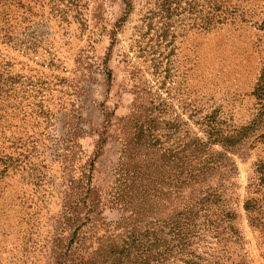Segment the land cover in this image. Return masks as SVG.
<instances>
[{
  "label": "rangeland",
  "instance_id": "rangeland-1",
  "mask_svg": "<svg viewBox=\"0 0 264 264\" xmlns=\"http://www.w3.org/2000/svg\"><path fill=\"white\" fill-rule=\"evenodd\" d=\"M261 163L264 0H0V264H264Z\"/></svg>",
  "mask_w": 264,
  "mask_h": 264
},
{
  "label": "trees",
  "instance_id": "trees-1",
  "mask_svg": "<svg viewBox=\"0 0 264 264\" xmlns=\"http://www.w3.org/2000/svg\"><path fill=\"white\" fill-rule=\"evenodd\" d=\"M141 133L142 132L140 131L138 134L134 135L135 143H138L139 141H142V143H144V141H145L143 138L144 135ZM261 166L264 167V163L259 164L257 166V169H258V167H261ZM261 174L264 175V172L262 171ZM259 185H261V183ZM247 186H248V187H246L247 193L251 194L248 191L250 188V185H247ZM252 187H254V186H252ZM216 201L217 200H215L214 202H210L209 204H211V205L217 204L218 202H216ZM242 207L245 211V217H246V222H247L248 227L253 231L254 230L261 231L262 229H264V224L261 222V219L263 217L264 198H263V200L261 198H258V197L246 198L243 201ZM183 214L191 215L190 211H186ZM193 216H195V214H193ZM223 222H224V224H229L230 222H232V217L230 216L229 213L223 214L221 216V218L218 220V223H223Z\"/></svg>",
  "mask_w": 264,
  "mask_h": 264
}]
</instances>
